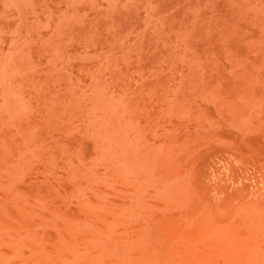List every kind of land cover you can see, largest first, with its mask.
Wrapping results in <instances>:
<instances>
[{
  "label": "rangeland",
  "instance_id": "obj_1",
  "mask_svg": "<svg viewBox=\"0 0 264 264\" xmlns=\"http://www.w3.org/2000/svg\"><path fill=\"white\" fill-rule=\"evenodd\" d=\"M0 264H264V0H0Z\"/></svg>",
  "mask_w": 264,
  "mask_h": 264
}]
</instances>
